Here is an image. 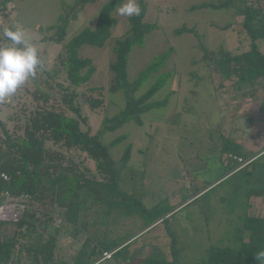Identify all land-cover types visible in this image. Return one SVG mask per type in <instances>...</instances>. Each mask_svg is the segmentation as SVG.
I'll use <instances>...</instances> for the list:
<instances>
[{"label":"rangeland","instance_id":"obj_1","mask_svg":"<svg viewBox=\"0 0 264 264\" xmlns=\"http://www.w3.org/2000/svg\"><path fill=\"white\" fill-rule=\"evenodd\" d=\"M80 1L82 0H11L7 4H1L0 33L5 28L23 31L25 38L36 44L44 68L5 103H0V157L6 150V132L11 137L22 134L25 119L36 106L37 101L33 100L36 89L50 96L42 104L44 108L76 116L65 100L66 94L71 91V88L68 90L71 85L65 75H59L57 79H49L47 75H52L55 68L62 70L60 62L63 50L61 51L60 44L50 40L52 28ZM108 1L94 0L77 9L78 13L67 26L64 42L69 41L82 26L97 17L101 6ZM140 1L146 6L144 22L150 25V31L146 34L145 45L133 48L128 56V86L154 56L169 48L174 53L163 71L170 72L171 76L150 101L162 105L142 115V126L133 121L125 123L104 133L102 142L109 147L113 139L127 136V140L121 145L109 147L111 156L119 162L124 146L131 145L127 169L131 170L129 174L134 171L138 180L137 189L135 193L128 191V185H123L122 191L139 201L145 209L155 207L166 214L146 229L152 219L149 215L138 216L129 214L124 208H113L110 215H107L109 222L106 226H92L91 222L99 221L105 216L102 207L98 205L91 209L89 215L81 213L77 226L72 227L57 219H63V212L58 208L56 197L45 192V195L49 194L47 198L33 199L25 205L38 211L40 217H43V213L53 218L58 216L54 218L50 228V233L58 228L52 264L70 263L88 236L121 241L120 243L127 240L129 243L137 238L130 249L143 247L144 250L138 253L139 258L148 255L151 246L158 248L164 258L168 257L170 238L174 237L179 251L178 264H202L210 247L240 246L235 233L242 225L245 212L251 216L264 217V198H247L250 189L264 186V154L257 159L255 168L248 165V173L242 172L234 176L226 174L228 169L221 167L217 158L222 145L221 135H226L241 145L248 157L264 152L261 151L264 148V123L259 120L258 106L262 93L258 92L254 98L243 97L241 93L249 91L246 87L238 92L233 88L234 79H225L216 66H205L201 62L202 49L217 53L233 51L239 46L237 32L223 27L234 25L240 20L237 10L241 5L233 0L228 7L192 9L201 4L211 5L226 0H136L138 4ZM262 2L264 7V0ZM124 3L127 0H123L121 4ZM113 16L117 24L112 29V34L116 37L127 30L129 17L120 16L116 10ZM5 43L0 36V45ZM112 45L113 40H110L102 48L83 46L79 51L80 56L93 61L95 72L87 84L75 90L72 103L79 107L81 116L86 119V123H81L82 129L90 128L91 135L100 129L105 116L112 117L125 103L124 93L107 91L110 79L108 65L113 60ZM257 45L264 52V40L257 42ZM43 81L51 86L50 90L45 87V83L42 84ZM152 83L153 78L145 80L135 91L134 97L142 96ZM99 87L104 88L102 97L90 92V89ZM90 98H102L103 105L92 111L86 103ZM46 148L54 155H63L66 158L64 164L71 161L74 166L88 168L95 173L93 163L85 154L49 142L46 143ZM223 165H227L225 161ZM175 168L182 171V179H172ZM143 170L146 173L141 180ZM203 186L207 188L203 194L207 193L201 200L184 207L186 203L183 200L191 192L187 189H196L198 192ZM200 194L202 192L194 198ZM101 199L109 201L106 195H102ZM252 202L253 207L250 206ZM247 203L249 206L246 209ZM59 212L62 214L58 215ZM83 221L88 223V232L83 231ZM162 221L164 222L161 223ZM75 230L79 232L74 235ZM0 233L2 236H15V226L0 224ZM133 236L136 237L131 239ZM19 242L26 253L31 241L21 238ZM138 261L135 259L132 264Z\"/></svg>","mask_w":264,"mask_h":264},{"label":"trees","instance_id":"obj_2","mask_svg":"<svg viewBox=\"0 0 264 264\" xmlns=\"http://www.w3.org/2000/svg\"><path fill=\"white\" fill-rule=\"evenodd\" d=\"M10 1L4 0L2 4H7ZM122 1L109 0L104 3L97 12V17L82 26L67 42H64L66 29L78 13L76 10L81 9L83 4L94 2V0L78 2L75 7H72L60 18L59 24L52 28L53 35L50 40L60 44L61 51L63 50L60 62L62 70L55 68L53 74H48L47 77L57 79L59 75H65L71 85L68 89L71 88V91L66 94L65 100L76 116H69L53 108H44L42 104H45L50 96L36 89V93L33 95V100L37 101L36 106L26 117L22 134L18 137H11L6 132V150L0 157V203L3 201L1 194L3 196L8 194L11 198L28 197L29 202L33 199L43 200L50 194V196L56 197L58 208L63 212V214L58 213V215L62 214L63 219L58 216V218H54L60 219L61 223L69 224L72 227L77 226L81 213L89 215L91 209L98 205L102 207L105 216L99 221L91 222L92 226H106L109 222L107 215H110L113 208H124L129 214L138 216L149 215L152 219L151 223L146 225V229L166 214L158 211L155 207L149 210L145 209L139 201L122 191V188L127 185L128 191L136 193L137 189L138 180L135 178V173L132 171V174H129L131 170L127 169L131 157V145L124 146L119 162L113 159L109 147L114 148L121 145L127 140V136L122 135L113 139L109 143V147L102 142L104 133L113 131L125 123L133 121L138 126H142V115L146 111L162 105L150 101L156 92L165 86L171 76L170 72L163 71L167 61L174 53V50L169 48L154 56L128 86V56L133 48L145 45L150 25L144 22L146 6L140 1V16L128 18L127 30L114 37L112 29L116 26L117 20L113 14ZM232 1L226 0L211 5L201 4L192 9L208 6L212 8L228 7ZM234 1L241 5L237 10L240 20L234 25H227L223 28H231L237 32L240 38L239 46L233 51H218L217 53L202 49L201 62L205 66H216L218 72L225 79H234L233 88L238 92H242L243 87H246L249 91H243L241 93L243 97L254 98L258 92H261L262 98L258 105L259 120L264 123V52L257 45V42L264 40L263 2L262 0ZM154 24L152 25L154 26ZM180 31L178 30V32ZM110 40H113L111 48L113 60L108 65L110 79L107 91L109 93H124L125 103L122 109L112 117L105 116L100 129L91 135L90 128L82 129L81 123H86V119L81 116L79 107L72 103L75 98V90L87 84L95 72L93 61L88 57L80 56L79 51L83 46L102 48ZM149 78H153L151 87L142 96L134 97L135 91ZM43 83L48 90L51 89V86L47 85L45 81ZM90 92L97 93L102 97L104 88L90 89ZM86 103L94 111L103 105V99L90 98ZM48 142L85 154L93 163L95 173H92L88 168L80 169L79 166H74L71 161L64 164L66 158L63 155H54L46 148ZM221 143L217 158L221 167L228 169L226 174L234 176L242 172L248 173V166L233 173L237 167L234 162L235 158L247 160L259 154H252L248 157L245 155L243 147L226 135L225 137L221 135ZM261 151H264V148ZM263 154L264 152L259 157ZM257 159L252 161L249 166L255 168ZM224 161L227 165H223ZM50 171L51 174L48 175ZM144 173H146L145 170L140 174L141 180ZM52 174L54 176H51ZM2 175L7 179H4ZM206 189L205 186L198 192L195 191L196 189H187L191 192H188L186 199L183 200V203H186L184 207L200 201L207 193L203 194ZM45 192L49 194L45 195ZM201 192L202 194L194 198ZM102 195H106L109 201H103ZM251 197L264 198V186L250 189L247 195L248 200ZM190 199L192 200L189 201ZM248 206L247 203L246 209ZM37 212L26 205L16 222L2 224L15 226V236H2L0 233V264H52L58 228H54L53 233H50L54 218L46 213L40 217ZM241 221L242 225L235 233L240 246L237 248L210 247L207 250L206 260L202 264H264V257L259 256V253L264 252V217L251 216L245 212ZM82 224L84 225L83 231L88 232V223L83 221ZM78 232L75 230L73 234H78ZM34 234L37 235L34 236ZM45 237L47 239H44ZM97 237H86L76 257L68 264H110L111 262L132 264L135 259L139 260L136 264L179 263V251H177L174 237L170 238L168 248L170 255L168 254L166 258L154 246H151L152 249L148 255L139 258L138 253L144 250L143 247L130 249L138 240L137 238L129 243L127 242L129 240L120 243L121 241H108ZM134 237L136 236L131 239ZM21 238L31 241L26 253L19 246ZM104 254H110V257L104 258ZM100 260L101 262L98 263Z\"/></svg>","mask_w":264,"mask_h":264},{"label":"clouds","instance_id":"obj_3","mask_svg":"<svg viewBox=\"0 0 264 264\" xmlns=\"http://www.w3.org/2000/svg\"><path fill=\"white\" fill-rule=\"evenodd\" d=\"M116 11L120 16L129 18L141 14L136 0H127ZM0 36L6 42L0 45V103H5L30 79H34L44 65L36 44L27 40L23 31L5 28ZM259 256L264 257V252Z\"/></svg>","mask_w":264,"mask_h":264},{"label":"built area","instance_id":"obj_4","mask_svg":"<svg viewBox=\"0 0 264 264\" xmlns=\"http://www.w3.org/2000/svg\"><path fill=\"white\" fill-rule=\"evenodd\" d=\"M4 0H0V6ZM259 155L251 157L247 160H243L241 158H235V163L237 167L233 171L236 172L248 165L254 160H256ZM4 179H7L6 176L2 175ZM3 197L2 203H0V224L4 223H14L17 221L21 212L26 208L25 203L29 202L28 197H20V198H11L8 194H1V198ZM110 254H104V258H109Z\"/></svg>","mask_w":264,"mask_h":264},{"label":"water","instance_id":"obj_5","mask_svg":"<svg viewBox=\"0 0 264 264\" xmlns=\"http://www.w3.org/2000/svg\"><path fill=\"white\" fill-rule=\"evenodd\" d=\"M183 175H182V171L179 168H175L172 171V179L173 180H178V179H182Z\"/></svg>","mask_w":264,"mask_h":264},{"label":"crops","instance_id":"obj_6","mask_svg":"<svg viewBox=\"0 0 264 264\" xmlns=\"http://www.w3.org/2000/svg\"><path fill=\"white\" fill-rule=\"evenodd\" d=\"M257 154V153H256ZM256 154H254V155H256ZM256 199H258L257 197H255ZM253 205H254V203L252 202L251 203V207H253ZM255 205H256V201H255Z\"/></svg>","mask_w":264,"mask_h":264}]
</instances>
